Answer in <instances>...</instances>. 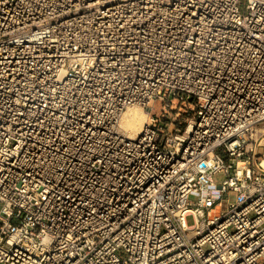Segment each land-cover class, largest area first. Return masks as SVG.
<instances>
[{"label":"built area","instance_id":"1","mask_svg":"<svg viewBox=\"0 0 264 264\" xmlns=\"http://www.w3.org/2000/svg\"><path fill=\"white\" fill-rule=\"evenodd\" d=\"M261 126L264 0H0V264H264Z\"/></svg>","mask_w":264,"mask_h":264},{"label":"rangeland","instance_id":"2","mask_svg":"<svg viewBox=\"0 0 264 264\" xmlns=\"http://www.w3.org/2000/svg\"><path fill=\"white\" fill-rule=\"evenodd\" d=\"M151 106L152 109L151 107L144 108L140 105H133L132 107L138 108V111L141 110L142 112H148V115L146 116V122H149L151 120L152 113L154 112L162 116V111L165 109L170 114L171 122L180 121L181 123H183L182 130L187 127L190 121L191 115H189V110H187L179 101H173L172 103H170L169 101L159 100L156 102H152ZM244 146L246 148V155L251 156V160L253 161V163L264 166V126L258 127L252 133H250L246 138ZM222 176L223 175H220L219 177ZM230 199L233 200L234 196L232 195ZM226 207L227 201L224 200L223 208ZM187 220L189 224L193 223L192 217H188Z\"/></svg>","mask_w":264,"mask_h":264},{"label":"bare ground","instance_id":"3","mask_svg":"<svg viewBox=\"0 0 264 264\" xmlns=\"http://www.w3.org/2000/svg\"><path fill=\"white\" fill-rule=\"evenodd\" d=\"M138 108H131L124 113L121 121V129L129 136H136L140 133L146 122L148 112L138 111Z\"/></svg>","mask_w":264,"mask_h":264}]
</instances>
